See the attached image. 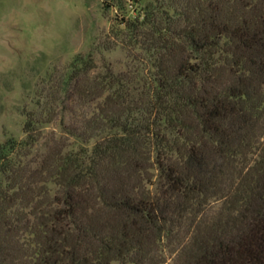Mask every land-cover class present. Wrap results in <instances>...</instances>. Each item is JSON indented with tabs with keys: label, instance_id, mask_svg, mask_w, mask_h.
<instances>
[{
	"label": "trees",
	"instance_id": "trees-1",
	"mask_svg": "<svg viewBox=\"0 0 264 264\" xmlns=\"http://www.w3.org/2000/svg\"><path fill=\"white\" fill-rule=\"evenodd\" d=\"M133 1L0 142V264H264V0Z\"/></svg>",
	"mask_w": 264,
	"mask_h": 264
},
{
	"label": "rangeland",
	"instance_id": "rangeland-1",
	"mask_svg": "<svg viewBox=\"0 0 264 264\" xmlns=\"http://www.w3.org/2000/svg\"><path fill=\"white\" fill-rule=\"evenodd\" d=\"M113 1L0 0V142L24 136V111L78 54L92 53L99 69L104 62L124 68L125 49H105L114 18L124 12ZM128 1L127 10L138 5ZM52 130L58 122L46 128Z\"/></svg>",
	"mask_w": 264,
	"mask_h": 264
}]
</instances>
